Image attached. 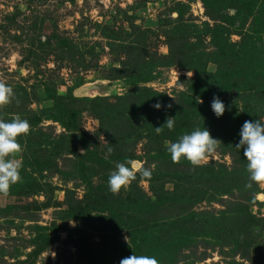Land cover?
Instances as JSON below:
<instances>
[{"label":"rangeland","instance_id":"1","mask_svg":"<svg viewBox=\"0 0 264 264\" xmlns=\"http://www.w3.org/2000/svg\"><path fill=\"white\" fill-rule=\"evenodd\" d=\"M245 1L253 7L234 8ZM262 6L264 0H0V81L14 94L0 106V120L18 115L30 125L11 157L22 164V180L0 194V264H119L133 253L155 256L159 264H264V183L245 187L246 160L235 154L243 152L225 139L257 118L264 77L254 84L242 65L223 58L235 49L241 57L257 27L264 44ZM128 65L131 73L123 71ZM137 74L142 81L130 85ZM196 77L201 93L218 96L229 118L208 114L201 107L206 99L194 94L200 106L191 108V118L202 117L201 126L223 137L199 166L174 163L166 151L170 139L160 146L159 139L135 136L140 131L114 134L109 145L105 132L126 121L117 119L118 98L146 99L132 114L135 126L157 100L165 120L174 109L175 115L190 109L185 83ZM67 94L76 100L65 101L73 117L64 126L60 106ZM98 104L113 114L104 110L100 120ZM189 122L195 125L185 122L179 136ZM109 146L111 171L131 155L151 177L110 192L111 171L92 174L98 163L90 154L86 160L88 149ZM96 196L98 202L90 201Z\"/></svg>","mask_w":264,"mask_h":264},{"label":"clouds","instance_id":"2","mask_svg":"<svg viewBox=\"0 0 264 264\" xmlns=\"http://www.w3.org/2000/svg\"><path fill=\"white\" fill-rule=\"evenodd\" d=\"M13 95L12 87L0 81V106L8 104ZM152 107L159 110L161 102L157 100ZM164 107H171V105L165 104ZM210 109L219 118L225 112V104L218 96L213 95ZM162 125L171 131L174 127L173 117H167ZM29 130L28 121L18 115L10 120H0V194H7L11 185L22 180L19 171L22 164L11 157L20 150L17 137L26 136ZM161 130V126L155 127L156 133H160ZM218 142L220 141L211 136L206 127H197L181 134L176 141L170 142L166 151L174 163L184 159L193 166H199L215 152ZM235 147L243 150V157L246 160L250 183L245 187H251L252 183H264V120L258 118L245 120L239 129V140ZM112 151L111 146L107 147L106 159ZM137 172L144 178H150L152 174L151 170L143 167L140 162L128 159L117 162L108 176V190L116 194L122 188H127L131 181L136 179ZM119 264H159V262L155 256L133 253L121 258Z\"/></svg>","mask_w":264,"mask_h":264},{"label":"trees","instance_id":"3","mask_svg":"<svg viewBox=\"0 0 264 264\" xmlns=\"http://www.w3.org/2000/svg\"><path fill=\"white\" fill-rule=\"evenodd\" d=\"M242 3H241V5L240 4L236 5V7H234V8L238 9L239 7H241V8H245L244 10H249L251 7H253V6H251L252 4H251L250 1H247L245 3V6L244 7L242 6ZM207 6H209V4H207ZM241 8H239V9H241ZM219 10L220 9H218L217 11H219ZM261 10H264V7L263 6L260 8L259 11H261ZM208 14H210V16L212 18L215 17V14H213L211 11H208ZM259 14L264 15L263 12H259ZM259 30L260 29L257 27L256 28V31L254 32V35L251 36V40H250L251 43L250 44H247V42H246V45H248L247 49H246V46L245 47H241V52H242L241 53V57H239L238 51L236 49H235V53L228 54V55L225 54L223 56V58L226 57V56H228V61L231 58V60L229 61V65L231 64V61H233V62L236 61V62H238V65H242L241 66V69L243 71L250 72V76L252 77L253 83L255 82L254 84H256V81L261 78V75L264 77V44L262 43L263 41H262V37H261V33L263 31L260 32ZM255 36H256V38H259V39L261 38L260 39L261 40L260 41L261 42L260 45H262L261 47H260L259 44L256 45L254 43ZM252 38H254V39L252 40ZM170 42H173L174 43V46H175V42L176 41H175L174 38L170 39ZM171 48H173V45H171ZM176 49H177V53H179V50L180 49H179V47L177 45H176ZM232 49H233V47L230 46L229 51L232 50ZM175 52H176V50H175ZM175 52H173V49H172V53H170V55L172 54V56H171L172 59H173V57H175ZM177 53H176V55L179 56V54H177ZM144 60L145 59H143L142 61H144ZM136 63H138V59H135V62L130 63L131 67H132L133 64H134L133 66H135ZM181 64H184V63H181ZM181 64H179V65H181ZM131 67L130 68H126V67L124 68L123 67V71L125 73H131V70H130ZM199 68H200V66H198V67L196 66L194 68V70L196 71L197 74L199 72L200 73L202 72ZM141 77L138 74L135 77H133V76L131 77L130 76V82H129L130 85L138 84L140 81H142ZM199 81H201V80H198V77H196V78H190V79H188V81L185 83V85L188 87V89L192 93L191 94L190 93L189 94L188 93H184V95L187 94V97H189L190 99H193V102L189 106L190 109L187 108V111L184 114H182L180 112V114H176L175 115L176 109H174L173 111H171L168 114V116L173 117V119H174V127H173V129L171 131H169L166 127H164L162 125L164 123V121H165L163 119L164 113L161 112L160 109L159 110L154 109L152 107V105H153L152 103H150L151 104V106H150V109L151 110L147 113L148 118H146V117H144L143 119L141 118L143 120L142 124L135 126L133 124V120L135 118H138V117H135V116L132 117V114L135 112V110L138 111V109H136V106H141L140 103L141 102H144L146 99L140 100L141 98H138L137 95H132V94H128L127 96L118 98L119 99L118 101L121 102L119 105H122L123 108H122V111L117 114V119L121 118V120H124V121L126 120V121L124 122L125 124H117L116 127L114 128V133L111 134V133H109V131L105 132L106 137H108V143H109V145H110V142H114V140L117 139V138H114L113 137L114 134L119 135L120 136L119 138H121V137H126L125 135L129 136L128 135L129 134L128 132L132 133V131L133 132L140 131L139 133H136L135 136H137L138 138H140V137L145 138V137L148 136L149 142H151V143H155V140L156 139H159V142H157V144L160 145V146H163L164 145V141L166 139H170V141H172V142H174L175 140H177L176 137H179V134H180V133L177 134V131L181 132V129L183 127V124L185 122L189 121V120H193L195 122V125L192 122H189L188 123L189 124V127H188L189 130H188V132L191 131V130H193L194 128H197V127L203 128L204 126H201L202 125V121H201L202 120V117H201V119H198L197 118L198 115L196 116L194 114L195 117H194V119H192L191 116H190L191 108L194 107V109H195L197 107V105L200 106V104H199L200 101L199 100L197 101L196 99L194 100V97H195L194 94L197 93L198 95H202L203 98L206 99V103H203V105L201 107L203 109H206L208 111V114H211V115H212V111L210 109V101H211V99H212L213 96H212V94L211 95H208L207 94V95L204 96L201 93L202 91H204L202 89L203 88V83L202 82H199ZM252 88L253 87H250L249 89H252ZM246 89H248V88L247 87L243 88V90H246ZM71 98H73V99L76 100V98L73 95H71V94L70 95L67 94L66 96L62 97V101H64V102L60 106L62 108V113H61V116L62 117L60 118V120L62 121V123L64 124V126L65 125L67 126V123L65 121V117H69V119H72L71 116L73 117V114L71 113L70 106H69V104H67L68 102H65V101H67L68 99H71ZM127 100H128V102H127ZM149 102L150 101L146 102V104L149 105ZM93 110L96 112V114H97V116L99 117L100 120L102 119V113H104V110H106V111L108 110V113H107L108 115H112L113 114V111L107 105L98 104V106H96V108L94 107ZM256 110H257L256 111L257 112V118L258 119H262L264 117V106L261 107V108H260V106L259 107H256ZM224 117H226V116L223 113V115L220 116V118H222V122H225L226 120H229V118L225 119ZM130 118H132V121L131 122H128V121H130ZM111 122H112V120H108L107 121V123H109V125L111 124ZM107 123H103L102 129H103V127L108 128L109 125H106ZM147 125H148V129H147V132H146L145 131V128H146ZM158 126H161L162 127V130H161L160 133L157 134L156 131H155V127H158ZM213 126H215V125H213ZM208 128L210 129V126H208ZM115 130H116V132H115ZM209 133H210L211 136L214 135L211 132H209ZM216 138L217 139H222L223 138L222 137V134H219L218 133ZM59 139H62L63 140V135ZM225 139L227 140V142L224 139H223V142H226V143H229V144L232 143L234 145V147H235V144L239 140V135L234 134L233 136H227ZM135 142L136 141H134L133 144H135ZM56 146H54V147H56ZM57 147L59 148V151L62 150L59 147V145ZM99 149H100V147H98L96 150H90V149L87 150V148H86V150H87V152H86V160H87V157L90 154V158H92L94 161H96V163H98V164L100 163L102 165L101 168H96L98 164L93 163V165H95V166H94V169H93L94 171H92V174H93V172H97L98 174L107 175L108 174V171H111V169H112L110 165H111V163L113 164V161L111 160L113 158H109V156H107V159H106L105 158L106 153L103 152V151H106V150H104L102 148V151H99ZM238 150H240V149H238ZM240 151L243 152L242 149ZM68 153H70L69 150H68ZM122 154H124V153L121 152V155ZM235 154H236V158H239L240 156L241 157L243 156V153H241L240 155L238 153H235ZM77 157H78V160H80L83 157H85V155L78 154ZM114 158H115V160L117 162L118 161V158L117 157H114ZM121 158H124V157H121ZM126 159H128V160H134V158L131 155L129 157H127ZM90 161H92V160L90 159ZM85 162H86L85 160H82L79 163V165H80L81 168H84ZM140 177H141V175L136 174V179H134L136 181V184L139 182ZM88 179H90V177ZM98 197L96 196L95 198H90V201L95 200L96 202H98ZM85 199L87 201V199H88L87 196H86ZM102 200H103V198H102ZM81 202L82 201H80V203ZM72 207H71V210L74 209V208H76V207H74V208H72ZM151 245H152V243L150 242L149 245H148V247L151 248ZM148 252H150V250H148ZM95 254H96V252H95ZM85 256L86 255H84V258H85ZM80 258H82V257H80Z\"/></svg>","mask_w":264,"mask_h":264}]
</instances>
